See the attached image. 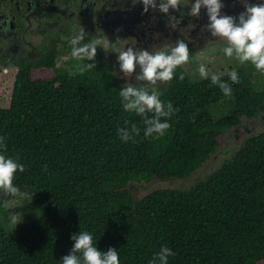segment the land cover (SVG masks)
Instances as JSON below:
<instances>
[{"label":"trees","instance_id":"obj_1","mask_svg":"<svg viewBox=\"0 0 264 264\" xmlns=\"http://www.w3.org/2000/svg\"><path fill=\"white\" fill-rule=\"evenodd\" d=\"M69 51L67 43L61 50L52 45L39 59L23 61L9 104L0 107L5 154L24 164L13 179L18 192L0 188V264H60L79 230L92 232L102 251L116 248L120 264H148L162 245L175 253L168 264L264 263V130L246 136L188 185L156 188L140 198L130 189L132 181L189 179L224 132L264 111L255 67L235 68L238 83L221 74L232 87L226 96L210 79L192 82L178 66L156 90L178 111L163 136L145 137L142 117L121 107L118 91L125 82L108 54L96 45L94 61H85L93 67L73 76L77 61L56 64ZM224 98L232 107L215 118L211 107ZM125 120L141 129L133 141L117 136ZM16 194L32 198L6 210L3 202ZM13 214L33 217L7 230L3 220Z\"/></svg>","mask_w":264,"mask_h":264},{"label":"clouds","instance_id":"obj_2","mask_svg":"<svg viewBox=\"0 0 264 264\" xmlns=\"http://www.w3.org/2000/svg\"><path fill=\"white\" fill-rule=\"evenodd\" d=\"M132 2L142 3L145 12L149 8H158L164 14H169L170 9L183 5L188 8L187 15L193 17H199L201 9L204 8L208 17V23L205 25L207 30L213 37L226 40L223 47L224 55L236 59L240 64L249 62L258 72L264 74V0L260 3L243 0L244 10L238 16L221 13L224 7L223 0H132ZM169 18L173 20V17ZM172 26L175 27V24ZM83 33V28H80L68 39L71 56L77 61L69 72L73 76L92 68L94 63L85 61H94L96 56V46L91 42H82ZM117 53L119 68L125 76H131L139 66L140 70L136 73L135 79L152 84H156L157 81H171L178 66L189 60L188 44L182 39H178L173 46L165 50L153 48L149 51L144 48L128 47ZM198 72L201 78L210 79L211 85L218 86L224 95L232 94V87L228 81L221 79L220 74L210 75L205 64L199 65ZM227 75L231 82H239L237 70L231 69ZM179 78L183 79L182 72ZM118 96L125 112L142 117L145 137L163 136L171 126L170 118L178 111L172 102L163 101L159 92H150L130 82L119 89ZM149 113L151 115H148ZM128 124L129 121L125 120L124 126L117 129V136L122 142L133 141L141 132L135 123L130 127ZM5 149V138L0 136V188L9 193H16L18 187L13 184V179L17 172L24 171V164L18 158L5 154ZM70 239L73 241L72 248L59 259L60 264H120L119 251L114 247H109L106 251L100 250L90 231L79 230ZM174 254L171 248L162 245L148 264H168L169 257Z\"/></svg>","mask_w":264,"mask_h":264},{"label":"flooded vegetation","instance_id":"obj_3","mask_svg":"<svg viewBox=\"0 0 264 264\" xmlns=\"http://www.w3.org/2000/svg\"><path fill=\"white\" fill-rule=\"evenodd\" d=\"M223 4L222 14L238 16L244 10L243 0H223ZM187 11V6L181 5L170 9L169 14L158 8L145 12L142 3L133 4L132 0H0V68L7 71L13 67L17 72L26 59H39L43 48L55 45L61 50L65 43L69 45V37L80 28L84 30L82 42L95 46L98 44L94 40L105 34L108 48H116V55L128 47L165 50L182 39L188 44L190 56L209 45L212 48L219 39L225 40L213 37L205 27L208 17L204 8L199 17L187 15ZM38 34L40 46L35 40ZM139 70L137 66L127 82L137 83Z\"/></svg>","mask_w":264,"mask_h":264},{"label":"rangeland","instance_id":"obj_4","mask_svg":"<svg viewBox=\"0 0 264 264\" xmlns=\"http://www.w3.org/2000/svg\"><path fill=\"white\" fill-rule=\"evenodd\" d=\"M37 46L41 45V35H36L35 37ZM95 43L102 47L104 54H108L109 59L112 62L113 70L117 77L123 82L127 83L128 76H125L123 72L119 68V61L117 60V56L114 52L116 48H108L107 45V36L103 33H100L97 40H94ZM216 43H212L214 45L212 48L211 45L208 49L196 51L194 54L189 56V60L184 64L180 65L188 74L192 82L203 80L199 76L198 68L200 64H205L210 75L212 73L216 74H224L231 69L238 68L244 64H240L236 59L230 58L224 55L223 47L226 44V40L219 39L215 41ZM111 44V43H110ZM120 49V48H117ZM164 50V48L158 49ZM70 59L71 61L75 60L71 56L70 52L61 53L57 59V65H66V60ZM247 64V62H246ZM16 73V69L13 67L8 68L7 71H2L0 68V107H7L10 101V94L13 86L14 75ZM252 79L255 82V85L258 88H261L264 84V77L260 76V72L254 71ZM137 83H133L140 87L150 90H158L159 87L164 86L166 82L157 81L156 84H152L146 81H136ZM232 105L229 98H224L219 103L214 104L211 107L212 114L215 118L221 117L227 114ZM264 130V112L259 113L253 119L242 118L241 123L238 126H235L226 132H224L223 138L221 140V144L216 148L215 152L211 155V157L205 161L201 167H199L195 173L189 178L185 180H176L175 182H167L161 181L157 179H150L149 181H132L130 185V189L133 192L136 198H140L152 191L156 188H162L167 186H185L193 182L196 177H200L213 170L215 167L220 165L223 159L229 157L231 153L241 144L242 140L251 134H256L260 131ZM174 181V180H173ZM31 194H16L13 198L5 200L3 205L6 210H9L17 205H21L25 200H31ZM33 216H27L23 214H13L9 217V220L4 222V226L7 230H12L14 228L19 227L20 225L29 222L32 220ZM15 221V222H14ZM18 222V223H17ZM17 223V224H16ZM264 264V263H262Z\"/></svg>","mask_w":264,"mask_h":264}]
</instances>
